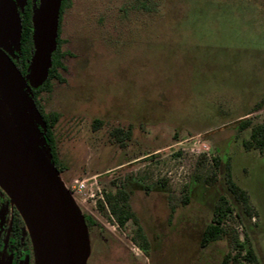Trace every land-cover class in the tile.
Segmentation results:
<instances>
[{
    "label": "rangeland",
    "instance_id": "rangeland-1",
    "mask_svg": "<svg viewBox=\"0 0 264 264\" xmlns=\"http://www.w3.org/2000/svg\"><path fill=\"white\" fill-rule=\"evenodd\" d=\"M59 28L63 81L39 101L59 114L58 176L99 222L88 231L87 264H220L234 232L264 264V150L245 149L249 130L238 128L264 116V105L251 112L264 98V0H68ZM115 128L129 138L117 142ZM46 148L36 147L50 163ZM201 153L230 161L251 206H237L222 238L204 247L225 189L222 175L210 187L194 177ZM118 187L131 191L146 249L132 223L119 228L96 208Z\"/></svg>",
    "mask_w": 264,
    "mask_h": 264
},
{
    "label": "water",
    "instance_id": "water-1",
    "mask_svg": "<svg viewBox=\"0 0 264 264\" xmlns=\"http://www.w3.org/2000/svg\"><path fill=\"white\" fill-rule=\"evenodd\" d=\"M60 6L61 0H39L33 13V54L27 76L32 87L42 84L48 76ZM22 84L29 88L24 81ZM4 89L14 104L13 114L20 132L7 115L0 119V188L25 223L35 264H87L90 242L80 208L52 164L20 134L45 143L31 121L44 126L42 117L16 83H4Z\"/></svg>",
    "mask_w": 264,
    "mask_h": 264
},
{
    "label": "trees",
    "instance_id": "trees-1",
    "mask_svg": "<svg viewBox=\"0 0 264 264\" xmlns=\"http://www.w3.org/2000/svg\"><path fill=\"white\" fill-rule=\"evenodd\" d=\"M68 0H61L58 34L55 39L56 45L54 51L51 53V65L48 69V76L46 80L38 86V91L50 90V83L56 79L63 81V77L59 73V68L62 67L61 58L65 54L61 50L62 40L59 38V24L61 20V14ZM31 12L27 11L23 19V31L22 40L26 46V56L30 57L33 49L32 41V24H31ZM264 98L254 105L251 112L260 110L263 108ZM43 118L46 124V130L44 131V137L47 143V149L49 153L50 163L53 168L62 173L65 170L64 165L58 158L57 145L54 137L53 128L59 119V114L55 111L44 112L42 111ZM238 128L240 131L249 130L248 137L242 141V145L245 149H257L258 151L264 150V116L259 122H252L249 117L241 118L238 122ZM111 135L117 142L122 143L126 138H129L130 132L128 130L113 129ZM143 154L141 156H145ZM197 171L195 178L201 181L204 185L210 187L217 183L220 175H222V181L224 183L225 192H220L211 208L210 220L204 226L201 233L200 244L202 247L209 243L216 241L226 232V221L231 216H237L236 207L239 206L243 212L250 214L251 206L249 202V196L246 190L240 187L233 179L231 164L229 160L223 161L219 155H212L207 157L205 153L199 154L196 160ZM185 195L183 196L182 203L186 204L189 199V187L184 186ZM0 191L4 194L7 200L10 198L0 188ZM131 191L125 188H116L115 190H104L101 194L102 199L97 201L96 208L101 213L109 215L114 223L119 228H124L129 222L132 223L134 228V237L138 238L140 247L146 249L148 246V240L143 233L142 227L139 224L138 218L131 210L129 200ZM11 201V200H10ZM17 219L24 227L28 234L25 223L15 209ZM84 222L88 231L99 226V222L90 214H83ZM232 247L229 251L225 252L221 258L220 264H258L257 257L253 249L248 245L246 236L239 232L232 234ZM32 251L33 246H32ZM35 264V255H34Z\"/></svg>",
    "mask_w": 264,
    "mask_h": 264
},
{
    "label": "flooded vegetation",
    "instance_id": "flooded-vegetation-1",
    "mask_svg": "<svg viewBox=\"0 0 264 264\" xmlns=\"http://www.w3.org/2000/svg\"><path fill=\"white\" fill-rule=\"evenodd\" d=\"M38 2L39 0H0V119L4 120L5 115H7L14 127L20 132L13 114L14 104L9 100L11 97L4 89V83H16L33 101L42 117L44 126L33 119L31 121L36 131L42 134L41 137L46 144L44 137L46 124L42 114L44 110L39 101L42 91H38V86H30L27 78L33 49L31 56L27 57L26 46L22 40L25 14L27 11L31 12L32 24V16ZM22 81L29 88L23 85ZM20 134L30 145L37 147L40 144V141L38 142L32 136ZM15 209L17 210L12 201L7 200L0 191V264H34V251H32L30 236L17 219Z\"/></svg>",
    "mask_w": 264,
    "mask_h": 264
},
{
    "label": "built area",
    "instance_id": "built-area-1",
    "mask_svg": "<svg viewBox=\"0 0 264 264\" xmlns=\"http://www.w3.org/2000/svg\"><path fill=\"white\" fill-rule=\"evenodd\" d=\"M75 187H76V190H77L78 192H81V191H83V190L85 189V184H84L83 181H81V182L78 183ZM100 198L102 199V196H101V195H100Z\"/></svg>",
    "mask_w": 264,
    "mask_h": 264
}]
</instances>
